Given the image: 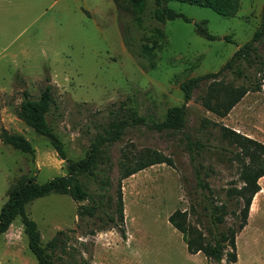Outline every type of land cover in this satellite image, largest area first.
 <instances>
[{"label":"rangeland","instance_id":"rangeland-1","mask_svg":"<svg viewBox=\"0 0 264 264\" xmlns=\"http://www.w3.org/2000/svg\"><path fill=\"white\" fill-rule=\"evenodd\" d=\"M236 3L234 13L223 16L209 7L167 0L162 7L188 21L176 17L160 22L153 0H0V125L23 135L34 149L31 155L0 142V208L16 177L34 175L42 183L67 168L49 140L17 117L23 91L37 97L51 85L56 107L47 121L63 142L65 156L78 159L108 121L109 109L122 104L159 122L167 108L183 103V80L218 70L249 40L259 26L264 0ZM196 24L216 38L199 35ZM258 48L264 54V41ZM224 80L239 83L227 73ZM203 88L186 102L181 129L140 124L107 152L114 163L109 171L113 187L123 151L135 154L134 164L143 161L145 149L171 162L151 164L121 180L125 238L105 219H79L77 203L68 195L50 193L27 205L42 246L64 231L58 247L46 248L54 264H213L200 252H187L167 215L186 209L191 223L205 224L203 209L189 207L198 192L195 166L213 192L240 185L244 156L221 136L219 126L264 143V77L259 90L245 93L223 117L201 105ZM187 137L202 144L198 154L188 150ZM258 183L253 209L235 238L237 261L230 264H264V176ZM226 222L232 224L233 217L228 215ZM0 264H37L19 218L0 234Z\"/></svg>","mask_w":264,"mask_h":264},{"label":"trees","instance_id":"trees-1","mask_svg":"<svg viewBox=\"0 0 264 264\" xmlns=\"http://www.w3.org/2000/svg\"><path fill=\"white\" fill-rule=\"evenodd\" d=\"M131 1L140 3L143 0ZM153 1L156 20L164 22L181 17L188 21L182 13L170 7H162V2L167 0ZM175 1L209 7L223 16L232 15L237 7V0ZM196 31L207 39L216 38L200 28L199 24H196ZM223 38L231 41L227 35ZM262 41H264V5L259 26L249 40L238 46L218 70L183 80L179 86L183 103L167 108L163 120L148 121L133 107L123 108L122 104L118 108L109 109L108 121L100 125L90 137L84 155L78 159L65 156L63 142L47 121V114L56 107L51 85L46 84L37 97H32L23 91L22 99L16 109L17 117L35 133L49 140L58 155L66 160L67 168L65 174L49 178L42 183L37 182L34 175L22 174L16 177L6 189V199L0 208V234L14 219L19 218L26 235L28 249L35 256L37 264H54L46 248L58 247L61 241L59 236L64 231L58 230L46 246H42L38 226L29 217L26 209L33 199L58 193L68 195L77 203L76 214L79 219L84 216H97L102 221L105 219L110 227L115 228L119 235L125 238L121 180L151 164L164 162L170 165L171 162L157 152L145 149L141 154L143 161L134 164L132 162H136L135 154L123 151L116 161L117 178L113 187L109 171L114 163L107 155L110 147L121 140L128 129L140 124L157 130L181 129L184 125L186 102L191 99L193 91L202 86L204 88L199 96L201 105L219 117L225 116L245 93L260 89L264 77V54L259 51L258 45ZM226 73L239 83L226 82L224 80ZM219 129L221 136L237 145L244 156L239 172L240 185L234 184L222 193L213 192L208 182L201 177L199 166H195L198 192L195 202L192 200L189 207L191 211H195L197 207L203 209L205 224L191 223L187 210L180 208L174 209L167 220L181 233L187 252L192 254L200 252L213 264H230L237 261L235 238L247 223L252 198L260 189L258 179L264 176V143L243 136L224 125H220ZM0 142L23 153L31 155L34 153L31 143L23 135L10 132L1 125ZM202 147L200 142L190 141L188 138L187 148L191 153L198 154ZM144 157H148V160H144ZM228 215L233 217L232 224L226 222Z\"/></svg>","mask_w":264,"mask_h":264},{"label":"bare ground","instance_id":"bare-ground-1","mask_svg":"<svg viewBox=\"0 0 264 264\" xmlns=\"http://www.w3.org/2000/svg\"><path fill=\"white\" fill-rule=\"evenodd\" d=\"M252 209H253V204L250 205V210H252Z\"/></svg>","mask_w":264,"mask_h":264},{"label":"crops","instance_id":"crops-1","mask_svg":"<svg viewBox=\"0 0 264 264\" xmlns=\"http://www.w3.org/2000/svg\"><path fill=\"white\" fill-rule=\"evenodd\" d=\"M154 179H155V178H153V180H154ZM171 212H172V211H171ZM171 212H170V213H171ZM170 213H169V214H170ZM169 214H168V215H169ZM168 215H167V217H168Z\"/></svg>","mask_w":264,"mask_h":264}]
</instances>
